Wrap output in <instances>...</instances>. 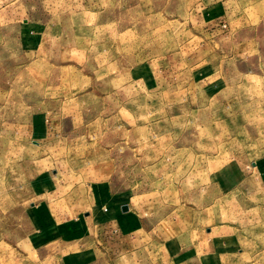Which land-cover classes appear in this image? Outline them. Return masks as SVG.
Returning a JSON list of instances; mask_svg holds the SVG:
<instances>
[{"label":"rangeland","instance_id":"1","mask_svg":"<svg viewBox=\"0 0 264 264\" xmlns=\"http://www.w3.org/2000/svg\"><path fill=\"white\" fill-rule=\"evenodd\" d=\"M263 253L264 0H0V264Z\"/></svg>","mask_w":264,"mask_h":264},{"label":"crops","instance_id":"2","mask_svg":"<svg viewBox=\"0 0 264 264\" xmlns=\"http://www.w3.org/2000/svg\"><path fill=\"white\" fill-rule=\"evenodd\" d=\"M98 170H100V169L99 168L97 169V173L94 172V176L96 178H94V181H92V182H99L100 183V181H105L104 178L106 175L102 174ZM101 179H103V180H101ZM95 222L96 223H94V227H93L94 238H96L95 242H97L98 244H100V245L103 244L104 246H106L108 244L106 240L110 239L111 236L116 235L118 237V233L116 230L117 228L112 223L113 222L112 220L107 219L106 217H103L102 215H100V217L98 216L95 218ZM230 257H231V254L226 256L227 259L225 257L223 259L228 260ZM263 257H264V253H263ZM203 260L204 259H201L200 262H204ZM229 260H231V258ZM262 260H263V264H264V258ZM211 261H218V259L216 260L215 258L214 259L212 258ZM200 264H202V263H200Z\"/></svg>","mask_w":264,"mask_h":264},{"label":"water","instance_id":"3","mask_svg":"<svg viewBox=\"0 0 264 264\" xmlns=\"http://www.w3.org/2000/svg\"><path fill=\"white\" fill-rule=\"evenodd\" d=\"M122 211L126 212L127 211V207H122Z\"/></svg>","mask_w":264,"mask_h":264}]
</instances>
